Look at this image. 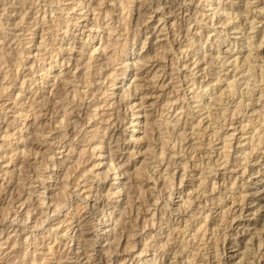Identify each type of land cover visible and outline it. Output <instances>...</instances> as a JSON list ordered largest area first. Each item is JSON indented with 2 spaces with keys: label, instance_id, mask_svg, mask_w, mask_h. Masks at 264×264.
Segmentation results:
<instances>
[{
  "label": "rangeland",
  "instance_id": "1",
  "mask_svg": "<svg viewBox=\"0 0 264 264\" xmlns=\"http://www.w3.org/2000/svg\"><path fill=\"white\" fill-rule=\"evenodd\" d=\"M48 1L0 0V264H240L264 235V196L239 216L264 188V0Z\"/></svg>",
  "mask_w": 264,
  "mask_h": 264
},
{
  "label": "bare ground",
  "instance_id": "2",
  "mask_svg": "<svg viewBox=\"0 0 264 264\" xmlns=\"http://www.w3.org/2000/svg\"><path fill=\"white\" fill-rule=\"evenodd\" d=\"M3 1V0H2ZM23 0H21V2H22ZM48 1V0H47ZM142 1H144V0H142ZM6 2V1H5ZM26 2V1H25ZM49 2V1H48ZM52 2V1H51ZM74 2V1H73ZM78 3L80 2L81 3V0L80 1H77ZM83 2V1H82ZM131 2H133V0L131 1ZM183 2H185L184 0H183ZM24 3V2H23ZM86 3V2H85ZM221 3V2H220ZM9 4V3H8ZM22 4V3H21ZM43 4V3H42ZM82 4V3H81ZM5 5V4H4ZM3 5V6H4ZM40 5V4H39ZM85 5V4H84ZM89 5V4H88ZM37 6V5H36ZM46 6V5H45ZM134 5H132V7H133ZM20 7H22V6H20ZM40 7V6H39ZM73 7V6H72ZM123 7V6H122ZM220 7H221V5H220ZM224 7V6H223ZM24 8V7H23ZM29 8V7H28ZM32 8V7H31ZM74 8V7H73ZM30 9V8H29ZM39 9V8H38ZM70 9V8H69ZM217 9V8H216ZM35 10V9H34ZM43 10H44V8H43ZM164 10V9H163ZM171 10V9H170ZM263 10V9H262ZM26 10H24V12H25ZM38 11V10H37ZM40 11V10H39ZM110 11L111 10H108L107 11V14L108 13H110ZM124 11V10H123ZM168 11V10H167ZM23 12V11H22ZM23 12V13H24ZM34 12V11H33ZM132 12V11H131ZM170 12V11H169ZM5 13H7V12H5ZM13 13V12H12ZM28 13V12H27ZM53 13V12H52ZM171 13V12H170ZM226 13V12H225ZM228 13V12H227ZM38 14V13H37ZM61 14V13H60ZM139 14H140V12H139ZM233 14V13H232ZM240 14V13H239ZM24 15V14H23ZM22 15V16H23ZM42 15H44V14H42ZM214 15V14H213ZM217 15V14H216ZM226 15H228V14H226ZM63 16V15H62ZM233 16V15H232ZM61 17V16H60ZM79 17V16H78ZM225 17V16H224ZM37 18H39V17H37ZM44 18V17H43ZM97 18H98V16H97ZM126 18H127V16H126ZM23 19V18H22ZM91 20H92V18H90ZM229 19V18H228ZM254 19V18H253ZM256 19V18H255ZM8 20V19H7ZM70 20V19H69ZM79 20V19H78ZM230 20V19H229ZM20 21V20H19ZM43 21V20H42ZM76 21H77V19H76ZM37 22V21H36ZM139 22V21H138ZM1 23H2V21H1ZM1 23H0V25H1ZM8 23V22H7ZM54 23V22H53ZM99 23V22H98ZM226 23V22H225ZM17 24V23H16ZM15 24V25H16ZM19 24H21V23H19ZM38 24V23H37ZM224 24V23H223ZM3 25V24H2ZM98 26H99V24H98ZM15 27V26H14ZM85 27V26H84ZM90 28H91V26H90ZM99 28V27H98ZM155 28V27H154ZM7 29V28H6ZM28 29V28H27ZM19 30V29H18ZM57 30V29H56ZM91 30V29H90ZM93 30V29H92ZM98 30V29H97ZM42 31V30H41ZM96 31V30H95ZM113 30L111 29V32H112ZM56 32H58V31H56ZM110 32V31H109ZM46 33V32H45ZM110 34V33H109ZM1 35V34H0ZM43 35V34H42ZM96 36H97V34L95 35V33H94V35H92V37H93V39H92V41H90V42H93L94 41V39L96 38ZM17 37V36H16ZM43 36H41V38H42ZM2 39V38H1ZM13 39V38H12ZM18 40H20V39H18ZM115 41V40H114ZM114 41H111L114 45L117 43V42H115L114 43ZM117 41V40H116ZM53 43V42H52ZM41 44V43H40ZM44 44V43H43ZM106 45V44H105ZM111 45V43H109L108 45H106L104 48H101V46L100 47H97V48H94V52H97L96 51V49H100V50H107V49H109L108 47ZM112 46V45H111ZM60 47V46H59ZM39 48V47H38ZM70 48V47H69ZM116 48V47H115ZM115 48H112V49H115ZM41 49V48H40ZM45 49V48H44ZM62 49H63V47H62ZM73 49V48H72ZM111 49V48H110ZM111 49V50H112ZM154 49V48H153ZM29 51V50H28ZM61 51V50H60ZM70 51V50H69ZM228 52V51H227ZM45 53H46V51H45ZM62 53V52H61ZM101 53V52H100ZM5 54V53H4ZM9 54V53H8ZM48 54V53H47ZM53 54V53H52ZM204 55H205V53H203ZM49 55V54H48ZM56 55H57V53H56ZM3 57V56H2ZM1 57V58H2ZM90 57V56H89ZM149 57V56H148ZM201 57V56H200ZM203 57H205V56H203ZM90 58H93V56L91 55V57ZM110 58V57H109ZM230 58V57H229ZM49 59H51L50 57H49ZM53 59V58H52ZM145 59H147L148 60V58H145ZM224 59V58H223ZM90 60V59H89ZM88 60V61H89ZM96 60V59H95ZM146 60V61H147ZM200 60V59H199ZM227 60H229V59H227ZM2 61V60H1ZM87 61V62H88ZM110 61H111V59H110ZM137 61V60H136ZM222 61V60H221ZM90 62V61H89ZM112 62V61H111ZM115 62V61H114ZM2 63V62H1ZM86 63V62H85ZM133 63H135V62H133ZM137 63V62H136ZM145 60H141L140 62H138L137 63V66H136V73H137V70L139 69H141V66L144 64L145 65ZM236 63V62H235ZM21 64V63H20ZM89 64V63H88ZM125 64V63H124ZM195 64V63H194ZM224 64V63H223ZM187 65V64H186ZM236 65H237V63H236ZM80 66V65H79ZM78 66V67H79ZM89 66V65H88ZM87 65L85 66V67H87L86 68V71H84L83 73H80V74H75V78L77 79H79L80 78V76H82L83 75V77H85L86 76V78H87V76L88 75H90L88 72L90 71L89 69H90V66L88 67ZM91 66H92V64H91ZM129 66H131V63L128 61V59H127V63L125 64V66H124V69L125 68H128ZM199 67V66H198ZM77 68V67H76ZM99 68H100V66H99ZM234 68H236V66L234 67ZM239 68V67H238ZM2 69V68H1ZM101 69V68H100ZM131 69V68H130ZM48 70V69H47ZM89 70V71H88ZM96 70H99V69H96ZM114 70V69H113ZM126 70V69H125ZM45 71V70H44ZM100 71V70H99ZM200 71V70H199ZM71 72V71H70ZM70 72H68L69 74H70ZM73 72V71H72ZM98 72V71H97ZM47 73V72H46ZM45 73V74H46ZM68 73H66L67 75H69ZM115 73H116V71H115ZM124 73V76L122 77V82H124L125 81V78L131 73V71L130 72H128V71H124L123 72ZM194 73V72H193ZM196 73V72H195ZM112 75H113V73H111ZM210 74V73H209ZM214 74V73H213ZM5 75V74H4ZM66 75V76H67ZM85 75V76H84ZM110 75V74H109ZM69 76H74L73 74L71 75H69ZM114 76V75H113ZM247 76V75H246ZM62 77V76H61ZM64 77V76H63ZM112 77V76H111ZM117 77V76H116ZM217 77H219V76H217ZM4 78H5V76H4ZM45 78V77H44ZM74 78V77H73ZM115 78V77H114ZM85 79V78H84ZM220 79H221V77H220ZM244 79V78H243ZM249 80H250V78H248ZM1 80V79H0ZM4 79H2V81H3ZM66 80V82H64L63 81V83H64V85H66V84H69V86L70 85H72L73 84V81H76V80H70L69 78L68 79H65ZM87 81H88V79H86ZM219 80V79H218ZM213 81V80H212ZM262 81V80H261ZM1 82V81H0ZM89 82V81H88ZM92 82V81H91ZM96 82V81H95ZM102 83H103V81H101ZM63 83H62V85H63ZM194 83V82H193ZM246 83V82H245ZM76 84V83H75ZM84 84V83H83ZM124 84V83H123ZM135 84V83H134ZM244 84V83H243ZM249 84V83H248ZM194 85V84H193ZM74 86V85H73ZM106 86V85H105ZM140 86H141V84H137L136 85V87L134 86V88H135V91H137L138 89H140ZM248 86V85H247ZM246 86V87H247ZM59 87V86H58ZM61 87V86H60ZM3 88V90H4V87H2ZM65 88H67V87H65ZM253 88H255V87H253ZM257 88V87H256ZM262 88V87H261ZM7 89V88H6ZM73 89V88H72ZM79 89V88H78ZM252 89V88H251ZM74 90H75V87H74ZM97 90V89H96ZM250 90V89H249ZM253 90V89H252ZM262 90V89H261ZM66 91H68V90H66ZM98 91V90H97ZM126 92H128V89H126L125 90ZM36 92V91H35ZM64 92V91H63ZM69 92V91H68ZM75 92V91H74ZM99 92V91H98ZM134 92V91H133ZM241 92V91H240ZM243 92V91H242ZM246 92H247V90H246ZM261 92V91H260ZM7 93V92H6ZM77 92H75L74 94H76ZM83 93V92H82ZM103 93H105V91H103ZM115 93V92H114ZM113 93V94H114ZM130 93V92H129ZM128 93V94H129ZM250 93V92H249ZM263 93V92H262ZM73 94V93H72ZM92 94H93V92H92ZM91 94V95H92ZM98 94V93H97ZM113 94H111V95H113ZM247 94V93H246ZM68 95V94H67ZM83 95V94H82ZM131 95V94H130ZM64 96V95H63ZM85 96V95H84ZM127 96V95H126ZM249 96V95H248ZM248 96H247V98H248ZM35 97V96H34ZM261 97H262V95H261ZM61 98V97H60ZM71 98V97H70ZM75 98V97H74ZM89 98V97H88ZM93 98V97H92ZM102 98V97H101ZM106 98V97H105ZM251 98H252V96H251ZM28 99V98H27ZM103 99V98H102ZM122 99V98H121ZM125 99V98H124ZM143 99V98H142ZM71 100V99H70ZM69 100V101H70ZM84 100V99H83ZM82 100V101H83ZM95 100V99H94ZM93 100V101H94ZM259 100V99H258ZM262 100V99H261ZM40 101V100H39ZM38 101V102H39ZM120 101V100H119ZM122 101V100H121ZM242 101V100H241ZM250 101V100H249ZM35 102V101H34ZM33 102V103H34ZM55 102H56V100H55ZM57 102H59L60 103V101H57ZM72 102V101H71ZM95 102V101H94ZM252 102V101H251ZM260 102V101H259ZM19 103V102H18ZM22 103V102H21ZM31 103V102H30ZM32 103V104H33ZM61 103H63V102H61ZM97 103V102H96ZM95 103V104H96ZM115 103V102H114ZM114 103H113V105H114ZM243 103V102H242ZM250 103V102H249ZM263 103V102H262ZM57 104V103H56ZM98 104V103H97ZM106 104H108V102L106 103ZM110 104V103H109ZM240 104V103H239ZM15 105H17L16 103H15ZM102 104H100L98 107H100ZM104 105V104H103ZM200 105V104H199ZM242 105V104H241ZM18 106V105H17ZM59 106V105H58ZM58 106H57V108H58ZM106 106V105H105ZM202 105H200V108H204V107H201ZM236 106H237V104H236ZM247 106V105H246ZM264 106V104L261 106V107H263ZM62 107V106H61ZM65 107V106H64ZM119 107V106H118ZM239 107V106H238ZM67 108V107H66ZM101 108V107H100ZM207 108V110H208V107H206ZM206 108H204V109H206ZM94 109V108H93ZM95 109H97V108H95ZM203 109V110H204ZM65 110H67V109H65ZM127 110V109H126ZM210 110L211 109H209V112H210ZM230 110V109H229ZM235 110H237V108L235 109ZM254 110H259V109H254ZM260 110H262V109H260ZM259 110V111H260ZM1 111V110H0ZM93 111V110H92ZM225 111V110H224ZM65 112V114H63L62 116H68V111H64ZM89 112H91V111H89ZM88 112V113H89ZM94 112V111H93ZM92 112V113H93ZM227 112V111H226ZM238 112V111H237ZM252 112H254V111H252ZM34 113V112H33ZM72 113H73V111H72ZM131 113H133V115H135L136 114V112H133V109H132V112ZM216 113H217V111H216ZM240 113V112H239ZM20 114V113H19ZM26 114V113H25ZM70 114V113H69ZM78 114V113H77ZM96 114H99V112H95V114L93 113V114H88V119L87 120H91V119H94L95 117H96ZM226 114V113H225ZM232 114H234V109H233V113ZM23 115V114H22ZM41 115V114H40ZM44 115V114H43ZM90 115V116H89ZM109 115V114H108ZM111 115V114H110ZM212 115V114H211ZM261 115V114H260ZM21 116V115H20ZM39 116V115H38ZM77 116V115H76ZM113 116V115H112ZM141 116H144V115H142L141 114V112H137V114H136V118L139 120V118L141 117ZM26 117V116H25ZM111 117V116H110ZM210 117V116H209ZM63 117H61V119H62ZM212 118V117H211ZM224 118H225V116H224ZM217 119V118H216ZM70 120V119H69ZM105 120H108V119H104V121ZM138 120H136V121H133L132 120V124H133V126H136V124L138 123ZM179 120H180V118H179ZM58 122H60L59 120H57ZM199 121H201V120H199ZM203 121V120H202ZM63 122H64V120H63ZM149 122V121H148ZM224 122H225V119H224ZM69 123H70V121H69ZM201 123V122H200ZM263 123V122H262ZM58 124V123H57ZM60 124V123H59ZM71 124V123H70ZM149 124V123H148ZM259 124V123H258ZM63 125V124H62ZM209 125V124H208ZM94 126V125H93ZM246 126V125H245ZM261 126H262V124L259 126L260 128H261ZM264 126V125H263ZM65 127V126H64ZM77 127V126H76ZM99 127L100 126H96V129L95 130H98L99 129ZM145 127V126H144ZM263 128V127H262ZM264 129V128H263ZM235 130V129H234ZM52 131V130H51ZM77 131V130H76ZM47 133H48V131H47ZM85 133H87V131L85 132ZM260 133V132H259ZM216 134V133H215ZM65 135V134H64ZM232 135V134H231ZM253 135H254V133H253ZM261 135V134H260ZM76 136V135H75ZM95 136V135H94ZM259 137V136H258ZM85 138V137H84ZM92 138V137H91ZM104 139H105V136L103 137ZM251 138V137H250ZM259 138H260V140H259ZM258 138V141L260 142V143H262L264 140L262 139V138H264L262 135L260 136ZM58 139V138H57ZM60 139V138H59ZM58 139V140H59ZM73 139V138H72ZM86 139V138H85ZM101 140L100 139V143H102L103 145H101V146H98L97 147V145L96 146H94V148H93V150H95V148H97L98 150H100V154H99V156H98V158H102V153H103V147H104V144H105V140ZM229 139V138H228ZM74 140V139H73ZM89 140V139H88ZM72 141V140H71ZM58 142V141H57ZM166 142V141H165ZM68 144V143H67ZM228 144V143H227ZM62 145V144H61ZM88 145V144H87ZM175 145V144H174ZM230 145V144H229ZM72 146H70V148H71ZM108 147V149L110 148V146L108 145L107 146ZM198 148V147H197ZM63 149V148H62ZM113 149V148H112ZM111 149V150H112ZM184 149V148H183ZM84 151H82V149H81V151L80 152H85V148L83 149ZM255 150V149H254ZM68 151V150H67ZM70 151H72V153H73V151H74V149L73 148H71V150ZM114 152V151H113ZM162 152H163V150H162ZM211 152V151H210ZM177 153V152H176ZM220 153V152H219ZM251 153V152H250ZM79 154V153H78ZM110 154V153H109ZM163 154V153H162ZM174 154V153H173ZM91 155H92V153H91ZM176 155V154H175ZM174 155V156H175ZM223 155V154H222ZM49 156H51V155H49ZM80 156V155H79ZM103 156H104V154H103ZM112 156V155H111ZM193 156V155H192ZM191 156V157H192ZM160 157V156H159ZM224 157V156H223ZM240 157V156H239ZM80 158H81V156H80ZM79 158V159H80ZM163 158H164V155H163ZM171 158V157H170ZM245 158V157H244ZM248 158V157H247ZM77 159V158H76ZM77 160L78 161V164H80V160ZM112 159V158H111ZM228 159V158H227ZM260 159V158H259ZM259 159L258 160H256L257 162H258V164H259V162L261 161H259ZM64 160H66L65 158H64ZM113 160V159H112ZM160 160H162V159H160ZM168 160V159H167ZM226 160V159H225ZM229 160V159H228ZM63 161V160H62ZM110 161V160H109ZM164 161V160H163ZM185 162H187V161H185ZM163 163V162H162ZM244 163V162H243ZM55 164V163H54ZM76 164H77V162H76ZM113 163H111V165H112ZM174 164H176V163H174ZM23 165V164H22ZM168 166H169V164H167ZM175 166V165H174ZM177 166H178V164H177ZM260 168L258 169V172H261L262 173V175H264V161L262 160L261 162H260ZM15 167V166H14ZM71 167V166H70ZM69 167V168H70ZM76 167V166H75ZM116 167H117V165H114V169H116ZM181 167V166H180ZM250 167V166H249ZM77 168V167H76ZM47 169V168H46ZM45 169V170H46ZM156 169V168H155ZM247 169V168H246ZM246 169H244V172H245V170ZM249 169V168H248ZM13 170V169H12ZM152 170H154V169H152ZM71 170H69V171H67L68 173L70 172ZM88 171H90V169H85L84 170V173L86 172H88ZM243 171V170H242ZM253 171V170H252ZM8 172V171H7ZM255 172V171H254ZM84 173H82L81 174V177L83 176V175H86V173L84 174ZM93 173V172H92ZM95 173V172H94ZM124 173H127V171H126V169H122V170H116L115 171V174L117 175V177H116V175H115V177H116V179L118 178L119 179V175H123ZM151 173V172H150ZM67 174V173H66ZM71 175H72V173H70ZM184 175V174H183ZM172 176V175H171ZM129 177H131V176H129ZM158 177H160V175L158 176ZM42 178V177H41ZM69 178V177H68ZM128 179H131V178H128ZM167 179V178H166ZM182 179V178H181ZM41 180H43V179H41ZM158 180V179H157ZM131 180H129V182H130ZM168 181V180H167ZM260 181L262 182V178L260 179ZM132 182V181H131ZM80 183V182H79ZM115 183H117V181L115 182ZM42 184V183H41ZM129 184V183H128ZM215 184V183H214ZM234 184V183H233ZM43 185V184H42ZM64 185H66V183L64 184ZM215 186V185H214ZM24 187V186H23ZM47 187V186H46ZM67 188H68V186H66ZM65 187V188H66ZM77 187V186H76ZM117 187H120V186H117ZM125 187V189L128 191V189H130V188H128L127 189V187L126 186H124ZM131 187V186H130ZM215 188V187H214ZM214 188H212L213 190H214ZM32 189V188H31ZM211 189V190H212ZM43 190V189H42ZM46 190V189H45ZM44 190V191H45ZM123 190V187L122 188H118L117 190H116V192H114L115 194H118V195H120L121 194V191ZM63 191V190H62ZM204 191V190H203ZM206 191V190H205ZM246 191V190H245ZM40 192V191H39ZM207 192V191H206ZM30 193V192H29ZM32 193V192H31ZM30 193V194H31ZM49 193V192H48ZM79 193V192H78ZM126 193H128V192H126ZM203 193V192H202ZM38 194H40V193H38ZM52 194V193H51ZM80 194V193H79ZM78 194V195H79ZM229 194V193H228ZM243 194V193H242ZM46 195V194H45ZM76 195V194H75ZM117 195V196H118ZM171 195V194H170ZM38 196V195H37ZM49 196V195H48ZM85 196H87V195H85ZM264 196V188H262V190H257V189H255V190H251V191H248L247 193H245L244 195H243V198H241L242 200H241V202H239V205H240V215L239 216H244V213L246 212V211H249L251 208H253L255 205L254 204H256V199H258V198H262ZM40 197V196H39ZM191 197V196H190ZM197 198H198V196H197ZM43 199V198H42ZM83 199V198H82ZM221 199V198H220ZM41 200V199H40ZM204 200H209L208 198H205L204 197ZM214 200V199H213ZM264 200V199H263ZM45 201V200H44ZM28 202H29V200H28ZM193 202V201H192ZM191 202V203H192ZM223 202V201H222ZM45 203V202H44ZM39 204V203H38ZM206 204V203H205ZM42 205V204H41ZM191 205V204H190ZM259 205V204H258ZM47 206V205H46ZM49 206V205H48ZM58 206V205H57ZM57 206H55L56 207V209H57ZM64 206V205H63ZM91 206H93V205H91ZM207 207V206H206ZM256 207V206H255ZM258 207V206H257ZM260 207V208H259ZM258 208L261 210L262 209V206H259ZM223 208V207H222ZM30 209V208H29ZM55 209V208H54ZM78 209V208H77ZM231 209V208H230ZM234 209V208H233ZM232 209V210H233ZM257 209V208H256ZM43 210V209H42ZM55 211V210H54ZM231 211V210H230ZM229 211V212H230ZM237 211V210H236ZM255 211V210H254ZM253 211V212H254ZM16 212V211H15ZM25 212H27L26 214H28L29 212L28 211H25ZM47 213H48V211H46ZM104 212H106L105 213V215L108 213L107 211H104ZM226 212V211H225ZM261 212V211H260ZM259 213V212H258ZM17 214V213H16ZM42 214H44V212L42 213ZM223 214V213H222ZM224 215V214H223ZM227 215V214H226ZM229 215V214H228ZM264 215V214H263ZM15 216V215H14ZM237 216L238 215H236L233 219H232V221H231V226L233 227L234 226V221H235V219L237 218ZM18 217V216H17ZM22 217V216H21ZM23 217H25L26 218V215H23ZM42 217V216H41ZM44 217V216H43ZM13 218V217H12ZM50 218V217H49ZM71 218H73V217H71ZM171 218V217H170ZM241 217H239L238 218V220L240 219ZM10 219V218H9ZM20 219V218H19ZM36 219V218H35ZM41 219V218H40ZM43 219V218H42ZM41 219V220H42ZM208 219V218H207ZM206 219V220H207ZM27 221H28V219H26ZM45 220V219H44ZM47 220V219H46ZM121 220V219H120ZM21 221V220H20ZM37 221V220H36ZM43 221V220H42ZM155 221V220H154ZM208 221V220H207ZM13 222V221H12ZM38 222V221H37ZM37 222H36V224H37ZM45 222V221H44ZM238 221H236V223H237ZM35 223V222H34ZM42 223V222H41ZM43 224V223H42ZM117 224V223H116ZM120 224V223H119ZM123 224V223H122ZM254 224V223H253ZM252 223H250L249 225H253ZM39 225V224H38ZM41 225V224H40ZM70 225V224H69ZM153 225V224H152ZM239 225V224H238ZM120 226V225H119ZM207 225H205V228H204V233H203V235H202V237H201V235H200V240H202L203 241V239L204 240H207L208 241V238L207 237H205V235H206V231H207V227H206ZM36 227V226H35ZM117 227V226H116ZM202 227H203V225H202ZM251 227V226H250ZM17 228V227H16ZM32 228V227H31ZM73 228V227H72ZM237 228V227H236ZM235 228V229H236ZM246 228V227H245ZM67 229V228H66ZM120 229H121V227H120ZM238 229V228H237ZM247 229H251L252 230V228H248V226H247ZM246 229V230H247ZM20 230V229H19ZM71 230V229H70ZM115 230V229H114ZM119 230V229H118ZM250 230V231H251ZM254 230V229H253ZM48 231H50V229H48ZM65 231V230H64ZM199 231V229L197 230V232ZM249 231V232H250ZM257 231H258V229H257ZM109 232H110V230H109ZM248 232V231H247ZM51 233V232H50ZM59 233V232H58ZM115 233V232H114ZM253 233V232H252ZM2 234V233H1ZM19 234V233H18ZM52 234V233H51ZM65 234V233H64ZM120 234V233H119ZM118 233H117V235L114 237L115 239H116V241H118L119 239L118 238H121V237H119L120 235H119ZM43 235V234H42ZM58 235V234H57ZM66 235V234H65ZM115 235V234H114ZM253 235V234H252ZM251 235V237H250V240H251V242H252V240L254 239V236H252ZM81 236V235H80ZM193 236H195L194 238H197V234L196 235H193ZM25 237H26V235H25ZM32 237V236H31ZM30 237V238H31ZM8 238V237H7ZM113 238V237H112ZM199 239V238H198ZM255 239H257V242H255L254 243V247H252V250H251V252L249 253V256H247V254H244V255H242L243 257L241 258V260L239 261L240 262V264H261L260 263V259L264 256V235H259V236H256L255 237ZM85 240V239H84ZM210 240V239H209ZM113 241V240H112ZM111 241V242H112ZM201 241V242H202ZM200 242V241H199ZM6 243V242H5ZM204 243V242H203ZM16 244V243H15ZM86 244V243H85ZM251 244V243H250ZM252 244H253V242H252ZM66 245V244H65ZM64 245V246H65ZM47 246V245H46ZM82 246V245H81ZM81 246H80V248H81ZM110 246V245H109ZM253 246V245H252ZM70 248V247H69ZM79 248V249H80ZM202 248V247H201ZM78 249V250H79ZM110 249V248H109ZM85 250V249H84ZM248 250V249H247ZM111 251V250H110ZM143 251V250H142ZM145 251H146V249H145ZM25 252H26V250H25ZM24 252V253H25ZM74 253H75V251H73ZM86 252V251H85ZM225 252V250L223 251V253ZM23 253V254H24ZM81 253V252H80ZM27 254V253H26ZM77 254V253H76ZM79 254V253H78ZM195 254V253H194ZM221 255V254H220ZM174 256H176V255H174ZM208 256V255H207ZM67 257H69V256H67ZM73 257V256H72ZM245 257V258H244ZM222 258H224V255H223V257L221 256L220 257V259H219V263L218 264H220V262L221 261H223V259ZM24 259V258H23ZM35 260V259H34ZM89 260V259H88ZM88 262V261H87ZM34 264V263H33ZM152 264V263H151ZM154 264V263H153ZM178 264V263H177Z\"/></svg>",
  "mask_w": 264,
  "mask_h": 264
}]
</instances>
